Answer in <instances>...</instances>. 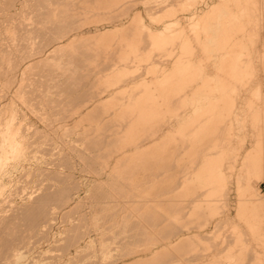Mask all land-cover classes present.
I'll return each mask as SVG.
<instances>
[{"label": "rangeland", "instance_id": "1", "mask_svg": "<svg viewBox=\"0 0 264 264\" xmlns=\"http://www.w3.org/2000/svg\"><path fill=\"white\" fill-rule=\"evenodd\" d=\"M0 1V74L2 71V75H0V119L10 116L12 111H15L20 120L24 118L21 121L23 132H27L28 138L33 133L29 140L31 139L30 141L34 143L33 149L30 147L34 152L28 151L30 154L27 152L23 159L19 157L16 160L11 157L9 158L10 162L7 160L0 168V216L13 212L11 208L15 207L16 209L29 205L32 203L29 197L35 196L39 192L41 194L44 188L49 187L51 183H56L53 189L71 188L73 192V200L69 204L63 206L58 203L50 204L56 218L52 221L49 230L47 229L46 239L34 236L17 241L15 248L19 250L21 257L19 259L11 256L5 257L0 253V264H102L104 262L106 264H111L110 262L131 264L134 261L139 264H206L217 260L219 249L215 245L222 240L221 236L218 237L220 231L225 235L236 229L248 231L246 215L249 213V207L253 205L252 201L264 196V170L258 171L251 167V152L253 147H258L256 129L251 121V104L254 102V106H257L255 103L257 97L251 88L254 87L255 82L249 83L246 81L247 78L237 82L229 74L230 66L234 61L233 55L236 53V49L238 52L240 48L233 46L228 48L230 57L227 61L222 60L223 63L221 62L222 58L219 57V60H215L214 56H210L211 48L207 49L209 57L206 56L208 55L207 50H203L204 48L202 49L195 39L196 27L192 21L195 12L204 14L211 4L219 0H125L124 5L130 6V10L126 11L127 15L115 17L111 21L109 15H120L125 12L121 9L106 10L103 6L110 5L111 0H51L52 2H46L45 7L41 10L37 9L40 4L39 0ZM257 1H259L257 2L259 9L256 14L250 13V24H246L248 30H245L247 38L250 36L256 38L255 45L261 56L257 62L260 63L258 69L261 75L259 74V76L264 83V0ZM3 2L5 5L2 4ZM187 2L193 3L191 7L186 6ZM119 3L123 5L122 1ZM33 5L37 6L34 8L35 12L32 11L33 8L30 9L34 7ZM4 6L7 7L4 9ZM27 6L28 9H26ZM46 6L47 9H45ZM153 6L154 8L164 7L158 13L151 9L156 19L160 16L161 19L168 10L174 11L175 16L168 20H178L179 26H176V29L183 32L177 33L174 37L169 36L166 44L159 45L153 44L150 38L145 35L146 43L142 44L143 51L138 52L145 57L140 60L137 57L138 53L132 52L127 45L125 46L126 43H123L124 47L117 44L119 34L109 39L96 38L100 31L118 33L122 29L126 39L139 31L144 38L145 32L138 27L140 20L154 31L160 30L162 25L155 20L154 23L148 16L147 9ZM60 8L64 11L60 12ZM22 13L26 15L25 18L30 16V22L27 20L26 23L25 15ZM19 14L22 15L19 16ZM137 15L138 17L134 18ZM256 32L257 35L261 34L262 36H255ZM61 35L67 36L60 41L54 40ZM182 35L189 36L192 40L194 57L196 55L193 58L203 61L210 78L225 79L229 81L230 86L237 87L234 89L235 91L232 90L226 94V98L230 101L229 104L224 108L221 107L218 111L219 114L218 112L214 113V115L216 114L215 118L213 115L206 132V137L209 139L203 141L201 145L187 146L185 144L184 150L182 149L183 151L179 153L178 149L183 144L182 139L184 138L182 134L187 131L182 130V133L179 134L177 121L173 119L174 117L172 118V113L167 110L166 112L164 108L163 113L153 115L151 120L138 131V141L119 140L111 143L112 139L116 140V138L122 137L126 129L133 125L132 118L138 119L139 117L129 112L133 106L129 108L127 105L124 106V101L127 102L129 99L133 101L143 94H148L150 99H153L152 95L163 92L162 90L157 91L156 87L159 86L163 77L170 75V69L172 70L175 65H181L182 62L187 61L186 49L184 50L180 44ZM247 40L246 44L248 42L249 47L250 41ZM147 43L150 45L148 46ZM69 44L75 46L71 51L74 58L72 56V59L67 60L64 57L61 60L71 62L67 66L70 73H43L44 75L36 73L37 75H35V73L20 74L19 71L17 73L9 71L18 63L21 70L37 61L38 56L27 57L32 49L48 45L47 49L53 50ZM241 58L242 61H247V55H243ZM13 61L16 62V65L13 64ZM118 65L121 70H125V73H112ZM44 68L48 69V67ZM148 68L152 72H149ZM209 76L207 79L210 80ZM200 81L198 80L197 84L203 83V80ZM209 82L215 83L212 80ZM35 85L37 86L33 87ZM59 86L60 88H58ZM42 88L43 91H41ZM181 93L184 94L185 91ZM216 93L218 96L221 95L219 92ZM21 94H25L24 100L32 104L31 106L22 102ZM262 94L264 97V92ZM175 103L167 107H171L169 108L171 111L183 112L182 115L192 109L190 106L183 108ZM35 107L38 112L33 111L36 109ZM167 107L166 109H168ZM261 108L264 110V103H261ZM1 111L3 112L1 113ZM198 116L200 117L201 114L199 113ZM236 116L240 120L239 122L235 120ZM44 117L49 119L45 120ZM216 117L217 120H215ZM223 117H230L233 122L230 120L228 123ZM199 119L201 122L202 117ZM230 123H233V127L230 131L231 134L227 135L229 132L227 125ZM141 124L143 123L141 122ZM215 125L218 128L215 129ZM112 133L114 134L111 135ZM106 136L107 138L104 139L103 137ZM172 136L177 137V142L173 141L172 143V139H170ZM214 137H220V140L213 141ZM169 139L170 141H168ZM226 140H230V149L232 150L223 161L226 173L225 185L221 186V181L218 180L205 187L194 185L195 192H197L187 194L184 189L188 185L185 178L187 176L194 177L196 173L188 172L186 164L189 165L190 157L192 156V159L202 158L205 153V155H211L216 150L214 147ZM41 144L42 146H40ZM120 144L121 146H119ZM61 146L63 154L59 152ZM77 148L83 150V154L79 149L80 152H77ZM192 149L197 151L194 155L191 153ZM199 150L205 152L201 153ZM200 153L202 157L199 156ZM213 155L216 157L215 154ZM29 157L30 159H28ZM48 162L50 163L48 164ZM127 166H136V168L124 169ZM116 167L120 169L118 170ZM45 170L48 173L52 170L54 173L51 171V176H49L50 174L47 175ZM55 172L56 174L61 173V175H56ZM53 175L55 176L52 179ZM240 175L242 176L241 180H239ZM116 180H119L117 185L115 184ZM239 181H241V185H250L244 196H241L238 190ZM256 190L260 195H256ZM190 199H193L192 202ZM58 205L60 206L58 207ZM6 207L7 209H5ZM138 207L142 209L140 210ZM224 218H226L227 224L221 228L219 221ZM19 220L17 221L18 225L20 224L19 226L24 228V221L27 223L28 220L24 218ZM113 221L118 225H111ZM174 222L185 224L181 231L182 237L178 240L177 237L170 239L175 241L178 248H166L165 244L169 242V239H165V237L170 234ZM69 227L77 228L81 233H88L83 236V240L78 246H70L71 248L65 249L67 238L70 235L69 232H66ZM1 236L6 237V232H3ZM102 240L105 241L102 242ZM150 246L152 250L147 249ZM126 247L142 251L133 258H121L120 255ZM232 247L231 245L227 248ZM224 253H228V250ZM193 255L199 257L193 258Z\"/></svg>", "mask_w": 264, "mask_h": 264}, {"label": "bare ground", "instance_id": "2", "mask_svg": "<svg viewBox=\"0 0 264 264\" xmlns=\"http://www.w3.org/2000/svg\"><path fill=\"white\" fill-rule=\"evenodd\" d=\"M9 1V0H8ZM15 1V0H14ZM37 1V0H33ZM51 0H39L38 4L39 6L37 7L36 5H33L34 7H31L30 9L33 12L34 8L37 7V9L41 10L45 7L46 2H50ZM123 2V5L119 2ZM196 1V0H195ZM1 2V1H0ZM25 2V1H23ZM22 2V3H23ZM52 2V1H51ZM103 2V1H102ZM257 0H219L218 2H214L213 4H209V8L204 14H199L198 12H195L192 16V21L193 25L196 27L195 30V39L198 42V44L201 45L203 50H207L208 48H211L209 52H211L210 56H214V59H218L219 57L222 58L223 61H227L230 57V52L228 51V48L230 47H236L240 48V51L236 49V53L233 55L234 61L232 65L230 66V75L234 78L235 81H244L247 78L246 81L249 83L255 82L254 87H251L252 90L255 91V95L257 97V101L255 102L257 106H254V102L251 104V121L253 127L256 129V135H257V148L253 147L252 154H251V167L255 168L256 170L260 171L261 169L264 170V110L261 108V103H264V97L262 92H264V83L261 81L262 78L259 76L261 73L259 72L258 67L260 66L259 58L260 52L257 51L255 42L256 38L251 37L247 38L246 37V24H250L249 20V15L251 12H254L256 14V11L259 9L257 5ZM21 3V5H22ZM30 3V2H29ZM36 3V2H35ZM61 3V2H60ZM100 3V2H99ZM109 3V2H108ZM112 3V4H111ZM119 3V4H118ZM126 2L125 0H111L110 5L103 6L106 10H119L121 9L122 11H125L124 13H120V15H109V20H114L115 17L127 15L126 11L130 10V6L124 5ZM188 3V2H187ZM190 3V2H189ZM186 5L187 7H191L193 4ZM207 3V2H206ZM3 5L4 2L2 3ZM25 4V3H24ZM32 4V3H31ZM67 4V3H66ZM51 5V4H50ZM54 5V3H53ZM58 5V4H57ZM129 5V4H128ZM30 6V5H29ZM166 6V5H165ZM185 6V5H184ZM7 6H4V9ZM25 7V5H24ZM100 7H102L100 5ZM157 7V6H156ZM167 7V6H166ZM97 8V7H96ZM150 8V7H149ZM147 9L148 11V16L151 19V21L155 20L159 22L162 27L158 31H154L151 27L147 26L143 21H139L138 27L145 32L144 38L142 33L139 31L137 34L133 35L132 37L129 36V38L126 39V35L123 33V29L120 30L118 33L114 32H101L100 34L97 35L96 38L98 39H109L112 38L113 36L116 37V34H119L117 41L120 45V47L123 45V43H126L125 46L127 45L129 49L132 50V52L138 53L143 49L142 44L146 43L144 40L147 35L150 40L152 41L153 44L159 45L162 43L167 42V38L169 36H176L177 33L183 32L182 30L176 29V26H179V21L178 20H168V18H173L175 16L174 11L168 10L165 15L160 19L155 18L154 11L159 12L160 8L159 6L157 8H154V6L150 9ZM185 8V7H184ZM3 9V10H4ZM22 9V8H21ZM28 9V6L27 8ZM30 9L28 10L29 13L31 12ZM47 9V6L46 8ZM36 10V9H35ZM89 10V9H88ZM160 10V11H161ZM22 11V10H21ZM27 11V10H25ZM27 11V13H28ZM54 11V8H53ZM60 12H63L62 8L59 9ZM166 11V10H165ZM260 11V10H259ZM23 12V11H22ZM110 12V11H109ZM40 13V12H39ZM42 13V12H41ZM113 13V12H112ZM23 14V13H22ZM22 14H19L22 15ZM108 14V13H107ZM133 14V13H132ZM25 15V14H23ZM42 15V14H41ZM44 15V14H43ZM157 15V14H156ZM260 15V14H259ZM258 15V16H259ZM33 16V15H32ZM256 16V15H255ZM255 16H253L255 18ZM26 15L24 16V18ZM30 16H27L25 18V21L27 23V20H31L29 18ZM65 17V16H64ZM106 17V16H105ZM138 17L134 16V18ZM107 18V17H106ZM114 18V19H113ZM133 18V17H132ZM37 19V18H36ZM253 19V18H252ZM260 19V17H259ZM257 19V20H259ZM33 20V19H32ZM39 21V20H38ZM48 21V20H47ZM64 21V20H63ZM67 21V20H66ZM154 21V23H155ZM255 21V20H254ZM61 22V21H60ZM100 22V21H99ZM253 22V21H252ZM260 22V21H259ZM37 24V23H36ZM54 24V22H53ZM68 24V23H67ZM70 24V23H69ZM68 24V25H69ZM253 24V23H252ZM40 25V24H39ZM258 25V23H257ZM260 25V23H259ZM62 26V25H61ZM66 26V25H65ZM248 26V25H247ZM252 26V25H251ZM34 27V26H33ZM44 27V26H43ZM75 27V26H74ZM101 27V26H100ZM246 27V28H245ZM259 27V26H258ZM261 27V26H260ZM63 28V27H62ZM67 28V26H66ZM250 28V27H249ZM254 28V25H253ZM23 29V27H22ZM75 29V28H74ZM69 30V29H68ZM248 30V29H247ZM24 31V30H23ZM63 31V30H62ZM71 31V30H69ZM77 31V30H76ZM137 31V30H136ZM254 31V29H253ZM260 31V29H259ZM258 31V32H259ZM66 32H68L66 30ZM61 33V32H60ZM180 33V34H181ZM261 33V32H259ZM258 33V34H259ZM15 34V33H14ZM19 34V33H18ZM65 34V33H64ZM67 34V33H66ZM250 34V33H249ZM56 35V34H55ZM255 36H260L257 35V32L254 33ZM20 36V34H19ZM57 36V35H56ZM67 35H61L58 38L54 39L55 41H60L61 39L65 38ZM262 36V35H261ZM23 37V36H22ZM55 37V36H54ZM53 37V38H54ZM264 37V36H263ZM17 38V37H16ZM259 38V37H258ZM257 38V39H258ZM13 39V38H12ZM46 39V38H45ZM180 44L183 49H186V52L188 54V59L184 63L182 62L181 65L177 64L175 65L174 69H170L168 76L163 77L160 84H158L156 87V90H162L163 92L159 94L152 95L153 99H150V95L148 94H143L141 96H138L137 99H129L127 102L124 101V106L127 105L128 108L130 106H133V109L129 110L131 114H136L140 117L138 119L132 118L133 125H130L128 129H126L124 135L120 138H115L112 139V142H117L124 140V142H135L138 141V131L148 122L151 120L152 116H156L160 113L164 112L167 110L168 112L172 113V118L177 121L178 124V133H182V130H186L187 133L182 134V143L181 146H179V153L180 151L184 150V145L187 144L190 146H196V145H201L203 141H206L209 139L206 137V132L207 129H209L210 122L213 119V115L215 112L220 111V108H224L229 104V100L226 98V94L229 93L230 91H235L237 87H232L229 84L228 80H221L218 77H213L210 78L208 72H206V66H204V63L202 60H194V52L192 50V40L190 37L182 35L180 36ZM250 41V45L248 47V42L246 44V40ZM48 40V37H47ZM247 40V41H248ZM260 40V38H259ZM261 41V40H260ZM52 42V41H51ZM174 42V41H173ZM48 43V42H47ZM58 43V42H57ZM148 44V43H147ZM146 44V45H147ZM42 45V44H41ZM40 45V46H41ZM50 45V42H49ZM150 44H148L149 46ZM171 45V44H170ZM18 46V45H17ZM39 46V45H38ZM39 46V47H40ZM37 47V46H36ZM75 46L73 44H69L66 46H59L57 48H54L53 50L47 49L48 45L43 46L39 49H32L29 55L27 56L28 58H33V57H39V59L32 64L26 66L24 69H19V63L16 65V62H12L15 67H12L11 70L9 71H14V72H20V74H28V73H48V74H66L70 73L68 65L71 64L70 61H62L61 59L66 57L68 59H72V56L74 58V54L71 53L72 49ZM124 47V45L122 46ZM144 47H146L144 45ZM194 47V46H193ZM123 49V48H119ZM147 49V48H146ZM169 49V48H168ZM3 51V50H1ZM19 51V50H18ZM75 51V50H74ZM143 51V50H142ZM141 51V52H142ZM148 51V50H147ZM169 51V50H168ZM233 51V49H232ZM11 52V51H10ZM125 52V51H124ZM150 52V51H149ZM183 52V51H182ZM181 52V53H182ZM206 52V51H204ZM207 50V54L209 53ZM75 53V52H74ZM80 53V52H79ZM121 53V52H120ZM13 54V53H12ZM15 54V52H14ZM13 54V56H14ZM81 54V53H80ZM122 54V53H121ZM154 54V53H153ZM9 55V54H8ZM27 55V53H26ZM83 55V54H82ZM247 55V61H242V56ZM16 56V54H15ZM123 56V55H122ZM184 56V54H183ZM209 57V54L206 55ZM232 56V54H231ZM26 57V56H25ZM26 57V58H27ZM76 57V56H75ZM121 57V56H120ZM138 59L145 57L143 54L138 53L137 55ZM152 57V56H151ZM194 57V58H193ZM5 58V57H4ZM8 58V57H7ZM12 58V57H11ZM65 58V59H66ZM80 58V57H78ZM147 58V57H146ZM204 58V57H202ZM17 59V58H16ZM153 59V57H152ZM209 59V58H208ZM246 59V58H245ZM13 60V59H12ZM121 60V59H120ZM137 60V59H136ZM204 60V59H203ZM207 61V57L205 58ZM212 60V59H211ZM244 60V59H243ZM8 61V60H7ZM145 61V60H144ZM213 61V60H212ZM122 62V61H121ZM143 62V61H142ZM215 62V61H214ZM220 62V63H221ZM151 63V62H150ZM179 63V61H178ZM223 63V62H222ZM221 63V64H222ZM8 64V63H7ZM149 64V63H148ZM219 64V63H218ZM123 66V64H120ZM120 65H118L112 73H121L124 72L125 70L120 69ZM147 65V64H146ZM206 65V64H205ZM259 65V66H258ZM264 65V61H263ZM4 66V65H3ZM173 66V65H172ZM221 66V65H220ZM21 67V68H22ZM39 67H43L42 69H38ZM44 67H48V69H45ZM79 67V66H78ZM125 67V66H124ZM133 67V66H132ZM148 67V66H147ZM206 67V68H205ZM228 67V66H227ZM5 68V67H4ZM3 68V69H4ZM134 68V67H133ZM137 68V67H136ZM1 69V66H0ZM125 69V68H124ZM128 69V68H127ZM131 67L129 68V70ZM76 70V69H75ZM82 70V69H81ZM149 72H152L148 68ZM261 70V69H260ZM5 71V70H3ZM8 72V70H7ZM154 72V71H153ZM168 72V71H167ZM262 72V71H261ZM163 73V72H162ZM228 73V72H227ZM4 74V73H3ZM122 74V73H121ZM2 75V71L1 74ZM116 75V74H115ZM186 75V76H184ZM190 75V76H188ZM228 75V74H227ZM207 76H209L210 80L212 82L214 81L215 83L212 85L207 79ZM226 76V75H225ZM50 77V76H49ZM67 77V76H66ZM221 77V76H220ZM51 78V77H50ZM226 78V77H225ZM229 78V77H228ZM227 78V79H228ZM122 79V78H121ZM198 80H201L200 82L203 83L197 84ZM208 80V84L207 83ZM118 83V82H117ZM155 83V82H154ZM233 83V82H232ZM55 84V83H54ZM62 84V83H61ZM71 84V83H70ZM197 84V85H196ZM247 84V83H246ZM22 85V84H21ZM28 85V84H27ZM38 85V84H37ZM37 85L33 86L36 87ZM50 85V84H49ZM64 85V83L62 84ZM244 85V84H243ZM24 86V85H23ZM51 86V85H50ZM72 86V85H71ZM150 86V85H149ZM55 87V86H54ZM66 87V86H65ZM241 87V86H240ZM60 88V86L58 87ZM23 89V88H22ZM68 89V88H67ZM3 91V90H2ZM43 91V88L42 90ZM53 91V90H52ZM155 91V90H154ZM166 91V92H164ZM170 91V92H169ZM185 93H181L184 92ZM20 92V91H19ZM56 92V91H55ZM59 92V91H58ZM169 92V93H168ZM216 92L221 93L219 96L217 95ZM54 94V92H53ZM56 94V93H55ZM151 94V93H149ZM40 95V94H39ZM45 95V93H44ZM58 95V93H57ZM6 96V95H5ZM34 96V95H33ZM51 96V95H50ZM4 97V96H3ZM18 97V96H17ZM25 94H21L20 99H22V102L24 104H27L31 106L32 104L26 102L24 100ZM27 98V97H26ZM132 98V96H131ZM182 99V100H181ZM180 101V102H179ZM179 102L178 105L180 107H189L192 108L190 111L188 110L184 115L180 112H175L174 110L171 111V107H167L172 105L173 103ZM38 103V102H37ZM175 103V104H176ZM13 104V102H12ZM21 104V103H20ZM42 104V103H41ZM123 104V103H122ZM35 105V104H34ZM46 105V104H45ZM174 105V104H173ZM11 106V105H10ZM13 106V105H12ZM20 106V105H19ZM18 106V107H19ZM123 106V105H122ZM7 107V106H6ZM15 107V106H14ZM166 107L168 109H166ZM173 107V106H172ZM20 108V107H19ZM36 108V107H35ZM5 109V108H4ZM11 109V108H10ZM37 109V108H36ZM32 109L34 112H38V109ZM187 110V109H186ZM185 110V111H186ZM222 110V109H221ZM5 111V110H4ZM12 111V109H11ZM10 111V112H11ZM28 111V110H27ZM166 111V112H167ZM3 111H1L2 113ZM9 112V111H8ZM40 112V110H39ZM127 112V111H126ZM30 113V112H29ZM191 113V114H190ZM201 114L199 117L198 114ZM222 113V112H221ZM237 113V112H236ZM6 114V113H5ZM43 114V113H42ZM219 114V112H218ZM21 115V114H20ZM125 115V114H124ZM169 115V116H170ZM216 115V114H215ZM214 115V118H215ZM239 115V114H238ZM41 116V115H40ZM134 116V115H133ZM225 116V115H224ZM50 117V116H49ZM201 122L199 121L201 118ZM219 117V116H218ZM1 118V117H0ZM224 118V117H223ZM222 118V120H223ZM24 119V118H23ZM22 119V120H23ZM29 119V118H28ZM45 120H48L49 118L44 117ZM130 119V118H128ZM170 119V118H169ZM199 119V120H198ZM221 119V117H220ZM17 113L15 111H12V114L10 116L2 117L0 119V168L5 164L9 158H19L21 157L23 159V156L25 157L27 152L31 151L32 145H34L33 142H31L28 138V134L24 133L22 130V125L21 121ZM27 120V119H26ZM217 120V117L216 119ZM224 120H227L228 123L230 120H232L230 117H225ZM223 120V121H224ZM237 122L238 120L237 116L235 118ZM131 121V119H130ZM139 121V122H138ZM143 124H141V122ZM204 123H203V122ZM221 121V120H220ZM157 122V121H156ZM171 122V121H170ZM199 122V123H198ZM214 122V120H213ZM233 122V120L231 121ZM159 124V123H158ZM24 126V125H23ZM50 126H52L50 124ZM126 126V124H125ZM26 127V126H25ZM75 127V126H74ZM94 127V126H93ZM98 127V126H97ZM107 127V126H106ZM110 127V126H109ZM121 127V126H120ZM124 127V126H123ZM229 132L227 135H230V131L233 127V123H230L227 125ZM91 128V127H90ZM111 128V127H110ZM113 128V127H112ZM218 128L217 125H215V129ZM148 129V128H147ZM27 130V129H26ZM103 130V129H102ZM121 130V129H120ZM158 131V129H157ZM34 132V131H33ZM95 132V129H94ZM144 132V131H143ZM38 131L36 132V134ZM102 133V132H101ZM151 133V132H150ZM156 133V132H155ZM112 133L111 135H113ZM118 134V133H117ZM154 135V134H153ZM66 136V135H65ZM68 136V135H67ZM90 136V135H89ZM150 136V135H149ZM109 137V135H108ZM111 137V136H110ZM140 137V136H139ZM104 139L107 138L103 137ZM146 138V137H145ZM148 138V137H147ZM146 138V139H147ZM170 138V137H167ZM33 139V138H32ZM172 143L173 141L177 142V137L172 136ZM170 139L168 141H170ZM166 140V139H165ZM219 141L220 137H214L213 141ZM167 141V140H166ZM181 141V140H180ZM179 141V142H180ZM209 141V140H208ZM175 142V143H176ZM178 144L180 145V143ZM222 142V141H221ZM55 143V142H54ZM63 143V142H62ZM105 143V142H104ZM120 143V142H119ZM140 143V142H139ZM205 143V142H204ZM65 144V143H63ZM39 145V144H38ZM53 145V144H52ZM62 145V144H61ZM68 145V144H67ZM97 145V144H96ZM113 145V144H111ZM126 145V144H125ZM168 145V144H167ZM42 146V144L40 145ZM55 146V144H54ZM65 146V145H64ZM118 146V145H116ZM121 146V144L119 145ZM31 147V148H30ZM57 147V146H56ZM104 147V145H103ZM30 148V149H29ZM36 148V147H34ZM119 148V147H118ZM121 148V147H120ZM166 148V147H165ZM186 148V146H185ZM191 148V147H190ZM215 152L211 153V155H205L203 154V157L201 153L205 152L203 150L199 154L200 157L202 158H193L192 156L190 157L191 159L189 160V165L186 164L188 172L193 171L196 172L194 177H186L185 182L186 188L185 192L187 194H192L195 192V186L198 185L200 187H205L210 184H213L216 180L221 181L220 185L224 186L225 185V178H226V173H225V168L223 165V161L226 158L227 154L232 150L230 149V140H226V142L220 143L218 146L216 145ZM29 149V150H28ZM33 149V148H32ZM57 149V148H56ZM77 148V152L81 149ZM183 149V150H182ZM36 150V149H35ZM44 150V149H43ZM59 150V148H58ZM62 146L59 152H62ZM73 150V149H72ZM75 150V149H74ZM89 150V149H88ZM102 150V149H101ZM160 150V149H159ZM50 151V149H49ZM57 151V150H56ZM76 151V150H75ZM79 151V152H80ZM83 151V150H82ZM81 151V153H82ZM90 151V150H89ZM104 151V150H103ZM163 151V150H162ZM170 151V150H169ZM172 151V150H171ZM28 152V153H29ZM34 152V151H31ZM36 152H38L36 150ZM58 152V151H57ZM94 152V151H93ZM165 152V151H164ZM186 152V151H185ZM197 151H194L192 149L191 153L194 155ZM46 153V152H45ZM48 153V152H47ZM66 153V152H64ZM161 153V152H160ZM182 153V152H181ZM30 154V153H29ZM41 154V153H40ZM63 154V152H62ZM83 154V153H82ZM93 154V153H92ZM190 154V155H192ZM215 154L216 157L213 155ZM32 155V154H31ZM164 155V154H163ZM43 156V155H42ZM48 156V155H47ZM52 156V155H51ZM50 156V158H51ZM82 156V155H81ZM84 156V155H83ZM181 156V155H180ZM179 156V157H180ZM212 156V157H209ZM214 156V157H213ZM92 157V156H91ZM250 157V156H249ZM172 158V156H171ZM27 159V158H25ZM30 159V157L28 158ZM49 159V158H48ZM174 159V158H173ZM189 159V157H188ZM17 160V159H16ZM19 160V159H18ZM44 160V159H43ZM50 160V159H49ZM54 160V159H53ZM172 160V159H171ZM185 160V159H184ZM13 161V160H12ZM21 161V160H20ZM51 161V160H50ZM95 161V160H94ZM93 161V162H94ZM174 161V160H173ZM181 161V159H180ZM10 162V160L8 161ZM55 162V161H54ZM96 162V161H95ZM16 163V162H15ZM50 162H48L49 164ZM56 163V162H55ZM99 163V162H97ZM12 164V163H10ZM14 164V163H13ZM47 164V163H46ZM127 164V163H126ZM162 164V163H161ZM8 165V164H7ZM15 165V164H14ZM19 166V164H16V166ZM54 165V164H53ZM56 165V164H55ZM93 165V164H92ZM99 165V164H98ZM125 166V165H124ZM172 166V165H171ZM175 166V165H174ZM9 167V166H6ZM21 167V165L19 166ZM57 167V166H55ZM99 167V166H98ZM120 167V166H119ZM5 168V167H4ZM118 170L120 168L116 167ZM136 168V166L130 167L127 166L124 169H132ZM155 168V166H154ZM248 168V167H247ZM8 169V168H7ZM17 169V167H16ZM123 169V171H124ZM165 169V168H164ZM163 169V170H164ZM173 169V168H172ZM3 170V169H2ZM37 170V169H36ZM48 170V169H47ZM100 170V169H99ZM162 170V171H163ZM46 171V170H45ZM52 171V170H51ZM50 171V172H51ZM58 171V170H57ZM117 171V170H116ZM128 171V170H127ZM250 171V170H249ZM1 172V171H0ZM34 172V171H33ZM41 172V171H40ZM47 175L50 174L48 171H46ZM53 172V171H52ZM111 172V171H110ZM119 172V171H118ZM146 172V171H145ZM54 173V172H53ZM40 174V173H39ZM44 174V173H43ZM44 174V175H46ZM56 174V172H55ZM194 174V173H193ZM56 175H61V173H57ZM243 175V174H242ZM246 175V174H245ZM51 176V174L49 175ZM55 175H53L52 179L54 178ZM130 176V175H129ZM249 176V175H248ZM58 177V176H57ZM150 177V176H149ZM242 176H239V180H241ZM37 179V178H36ZM119 179V178H118ZM136 179V178H135ZM247 179V178H245ZM110 181V180H109ZM156 181V180H155ZM159 181V180H158ZM113 182V181H112ZM244 182V181H242ZM36 183V181H35ZM58 183V182H57ZM119 183V180L115 181V184L117 185ZM128 183V182H127ZM132 183V182H131ZM147 183V182H146ZM161 183V182H160ZM240 185L238 187V190L240 192L241 196H244L245 192L249 190L250 185L249 184H243L241 185V181L238 182ZM164 184V183H163ZM166 184V183H165ZM49 185V183H48ZM55 184H50L49 187L46 189L44 188L43 192L37 193L35 196L29 197L30 202L29 205H26L24 207H18L15 209L11 208L10 214L5 213L6 215H1L0 216V253L2 256L8 257H14L16 259H19L21 257V253H19L16 248H15V243L17 241H22L26 237H34L37 236L39 239L47 238V229L51 226L52 221L55 220V212L52 211V208L50 207V204L58 203L61 206L69 204L73 200V192L71 188H66V189H53V186ZM58 185V184H57ZM128 186V185H127ZM26 187V186H25ZM24 188V187H23ZM28 188V187H27ZM41 188V187H40ZM118 188V187H117ZM107 189V188H106ZM183 190V189H182ZM41 191V190H40ZM129 191V190H128ZM133 191V190H132ZM26 192V191H25ZM35 192V191H34ZM131 192V191H130ZM184 192V193H185ZM197 192V191H196ZM195 192V193H196ZM22 193V192H21ZM256 195H260L257 190L255 191ZM18 194V193H17ZM128 194V192H127ZM28 195V194H27ZM102 195V194H101ZM94 197V196H92ZM107 197V196H106ZM116 197V196H115ZM189 197V196H188ZM135 198V197H134ZM118 199V198H117ZM137 199V198H136ZM100 200V199H99ZM189 200V199H188ZM193 199H190V202H192ZM28 201V199H27ZM115 201V200H114ZM119 201V200H118ZM170 201V200H169ZM29 202V201H28ZM108 202V201H107ZM113 202V201H111ZM141 202V201H140ZM153 202V201H152ZM155 202V201H154ZM160 202V201H159ZM115 203V202H114ZM117 203V202H116ZM255 203V204H254ZM264 196L259 197L257 200L252 201V206L249 207V213L246 215V224L248 226V231H243L241 229H236L235 231H232V233L225 235L220 231L218 233V237L221 236L222 240L217 242L215 247L219 249V253L217 256V260L215 262H208L206 264H264ZM26 204V203H25ZM23 205V204H22ZM58 205V207L60 206ZM111 205V204H110ZM16 206V204H15ZM143 207V206H141ZM141 207L140 210L142 209ZM9 208V207H8ZM54 208V207H53ZM56 208V207H55ZM104 208V207H103ZM208 208V207H207ZM7 209V207L5 208ZM147 209V208H146ZM156 209V208H155ZM119 210V209H118ZM116 211V210H115ZM130 213V212H129ZM8 214V215H7ZM98 215V214H96ZM100 215V214H99ZM133 217V216H132ZM22 218L28 220V222L23 225L24 228H21L18 223L20 222L19 219L22 220ZM86 218V217H85ZM136 218V217H135ZM145 219V218H144ZM19 220V222H17ZM117 220V219H116ZM118 221V220H117ZM21 223V222H20ZM82 223V222H80ZM149 223V222H148ZM99 224V223H98ZM172 224V223H171ZM226 218L224 220L219 221V226L221 228L225 227ZM111 225H118L117 222H114ZM185 224H181L179 222H174L173 229L170 231V234H168V237H165V239H169V242L165 244V247H169L171 249L173 248H178V245L174 243L175 241H171L173 237H177L180 239L182 237L181 231L182 227ZM22 226V225H21ZM22 226V227H23ZM123 226V225H122ZM128 226V225H127ZM72 227V226H71ZM91 227V226H90ZM146 227V226H145ZM129 228V227H128ZM88 229V228H86ZM107 229V228H106ZM137 229V228H136ZM49 230V229H48ZM111 231V230H110ZM6 232V237H2V233ZM51 232V231H50ZM65 232V231H64ZM66 232H69L70 235L67 238V245L65 249H69L70 246H78L83 240V236L86 235L88 232L81 233L77 228H70L67 229ZM125 232V231H123ZM115 233V232H114ZM145 233V232H144ZM159 233V231H158ZM4 235V234H3ZM51 235V234H50ZM130 236V235H129ZM105 237V236H104ZM156 237V235H155ZM49 238V237H48ZM114 238V237H113ZM116 238V237H115ZM109 239V238H108ZM175 239V240H176ZM115 240V239H114ZM40 241V240H39ZM43 241V240H42ZM48 241V240H47ZM105 240H102L104 242ZM130 241V240H129ZM161 241V240H159ZM115 244V243H114ZM134 244V243H133ZM129 245V244H128ZM131 245V244H130ZM147 245V244H146ZM233 246L232 248L228 249L227 247ZM71 248V247H70ZM106 248V247H105ZM109 248V247H108ZM121 248V247H120ZM148 250H152V247H147ZM107 250V248H106ZM228 253H224L227 252ZM110 251V250H109ZM114 251V250H113ZM141 249H134V248H125L123 253H121L120 257L125 258L127 257L128 259L133 258L136 256ZM17 252V253H16ZM111 253V252H110ZM224 253V254H223ZM108 254V253H107ZM82 256V255H81ZM111 256V255H110ZM198 255H193V258H198ZM115 259V258H114ZM137 260V259H136ZM111 264H114L110 262ZM10 264V263H9ZM92 264V263H91ZM94 264V263H93ZM102 264H106L105 262ZM109 264V263H108ZM122 264V263H121ZM131 264H139L137 261L132 262ZM163 264V263H162Z\"/></svg>", "mask_w": 264, "mask_h": 264}]
</instances>
